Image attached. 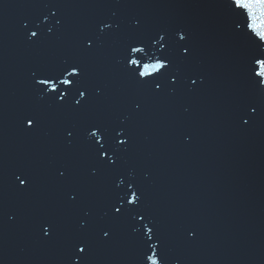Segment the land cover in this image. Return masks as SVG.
<instances>
[{"label": "water", "instance_id": "95a60500", "mask_svg": "<svg viewBox=\"0 0 264 264\" xmlns=\"http://www.w3.org/2000/svg\"><path fill=\"white\" fill-rule=\"evenodd\" d=\"M39 13L49 20L33 43L21 21ZM101 21L113 30L85 52ZM234 22L228 0H0V264H73L81 239L85 264H141L138 238L111 215L109 177L93 175L85 129L96 122L130 133L120 170L143 190L163 264H264V86L251 74L264 49ZM178 31L187 34V55ZM157 32L168 33L178 83L165 80L154 94L124 74L120 52L128 39ZM70 58L85 65L90 102L80 112L41 100L32 87L35 70ZM29 113L39 115L35 128L23 123ZM22 171L32 177L26 190L15 180ZM44 223L53 224L51 237Z\"/></svg>", "mask_w": 264, "mask_h": 264}, {"label": "snow or ice", "instance_id": "6c2138e0", "mask_svg": "<svg viewBox=\"0 0 264 264\" xmlns=\"http://www.w3.org/2000/svg\"><path fill=\"white\" fill-rule=\"evenodd\" d=\"M231 6V14L235 17L234 29L252 42L256 47L264 49V0H228ZM55 11L50 12L55 17ZM42 17V19H41ZM49 15L39 13L26 17L21 21V27L27 32V38L36 43L44 37L46 22ZM61 21L56 20L59 25ZM136 29H140V22L136 21ZM113 30V23L101 21L95 35L86 36L83 40L85 52L94 51L103 36ZM52 28H47L51 33ZM39 34V35H38ZM178 46L182 55L190 52L185 41L187 34L178 31ZM35 38V39H33ZM170 41L167 32H157L148 39H128L120 52V63L124 74L140 86L151 89L154 94L163 91V83L168 80L170 84L178 83V76L173 71V58L169 54ZM155 49V51H153ZM251 74L258 77L257 83L264 86V56L252 59ZM32 87L41 100L55 104L62 109L80 112L90 102L88 87L85 83V65L78 58H70L61 61L54 67H41L32 73ZM193 85L196 79L191 81ZM137 104L136 108L139 109ZM256 108H251L255 113ZM38 114L29 113L24 117L23 123L27 128H35L39 125ZM244 124L249 123L247 119ZM86 139L89 142V150L96 161L97 171L103 172L109 177L111 187L109 189L108 205L111 215L116 221L128 224L131 232L138 238L141 255V264H163L161 252V237L155 218L143 207L144 193L131 173L125 174L120 170L121 154L128 150L130 133L122 125L107 126L103 122L91 123L88 128ZM76 129L66 130L67 137L72 138ZM60 177L65 176L64 171H58ZM18 187L28 189L32 177L28 172L22 171L15 176ZM69 199H78V193L70 192ZM85 215H89L85 212ZM87 222H82V226ZM55 231L52 223L41 225L44 237H51ZM101 237L110 238L112 228H101ZM189 236L195 237L194 231H189ZM78 254L73 264H85V254L88 248V240L81 239L74 245Z\"/></svg>", "mask_w": 264, "mask_h": 264}]
</instances>
